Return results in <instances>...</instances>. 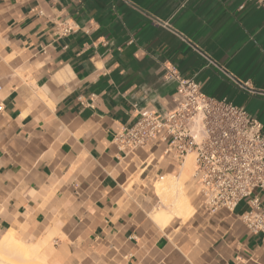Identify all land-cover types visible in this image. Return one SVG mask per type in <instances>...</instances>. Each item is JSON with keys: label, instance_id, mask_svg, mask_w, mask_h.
Returning <instances> with one entry per match:
<instances>
[{"label": "crops", "instance_id": "crops-1", "mask_svg": "<svg viewBox=\"0 0 264 264\" xmlns=\"http://www.w3.org/2000/svg\"><path fill=\"white\" fill-rule=\"evenodd\" d=\"M170 67L264 132V4L0 0V237L44 242L47 264H264L246 201L207 211L197 199L159 224L151 181L180 166L113 141L141 109L172 106Z\"/></svg>", "mask_w": 264, "mask_h": 264}, {"label": "built area", "instance_id": "built-area-1", "mask_svg": "<svg viewBox=\"0 0 264 264\" xmlns=\"http://www.w3.org/2000/svg\"><path fill=\"white\" fill-rule=\"evenodd\" d=\"M257 7L264 0H246ZM242 5L240 6V8ZM61 33L71 27L62 24ZM235 84L240 83L209 57ZM164 77L177 81L172 106L162 112L143 108L129 126L119 128L113 141L130 155L138 149L162 147V159L180 166L193 155L192 179L198 185L199 206L207 211H232L240 201L248 210L240 214L246 228L264 240V132L245 109L224 99L203 94L193 78L181 77L174 67Z\"/></svg>", "mask_w": 264, "mask_h": 264}, {"label": "bare ground", "instance_id": "bare-ground-1", "mask_svg": "<svg viewBox=\"0 0 264 264\" xmlns=\"http://www.w3.org/2000/svg\"><path fill=\"white\" fill-rule=\"evenodd\" d=\"M192 168L193 155L188 154L177 175H164L155 182L154 187L160 197V206L151 213L154 221L165 225L173 217L185 219L193 212V205L183 190ZM43 243L26 244L13 231H6L0 237V264H47L37 259Z\"/></svg>", "mask_w": 264, "mask_h": 264}, {"label": "rangeland", "instance_id": "rangeland-1", "mask_svg": "<svg viewBox=\"0 0 264 264\" xmlns=\"http://www.w3.org/2000/svg\"><path fill=\"white\" fill-rule=\"evenodd\" d=\"M179 168L177 169L176 173L172 174V175H177L178 172H179ZM192 171H193V168L191 169V171L189 173L188 179L186 180L185 184L183 185V190H184V193L187 195V197L190 199V202L193 205V211H194L195 207L197 206V199L199 200V195L197 194V191H198L199 187H198V185L194 182V180L191 177ZM159 178H161V177L157 176L154 180L151 181V187H152V189H153L155 194H157V193L155 191L154 184ZM157 197L160 200V197H159L158 194H157ZM159 204L154 208V210L157 209L160 206ZM25 243L29 244L27 242H25ZM44 251H45L44 254H45V257H46V255H47L46 248H44Z\"/></svg>", "mask_w": 264, "mask_h": 264}]
</instances>
